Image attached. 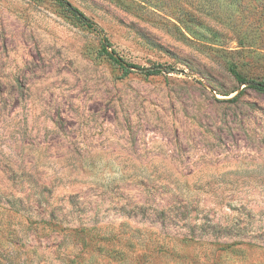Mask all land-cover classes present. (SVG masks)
Listing matches in <instances>:
<instances>
[{"label":"rangeland","instance_id":"1","mask_svg":"<svg viewBox=\"0 0 264 264\" xmlns=\"http://www.w3.org/2000/svg\"><path fill=\"white\" fill-rule=\"evenodd\" d=\"M0 0V264H264V0Z\"/></svg>","mask_w":264,"mask_h":264},{"label":"trees","instance_id":"2","mask_svg":"<svg viewBox=\"0 0 264 264\" xmlns=\"http://www.w3.org/2000/svg\"><path fill=\"white\" fill-rule=\"evenodd\" d=\"M51 1H53L55 4H57L61 8V10L63 11V14L66 17L72 19L76 23H79L93 31H96L101 36L102 51L105 52L113 62H115L125 71L136 69L142 73L150 75V74H158L162 72L164 69L170 68V67H164L163 65L143 67L139 64L132 63L126 60L124 57L120 56L115 49L112 48L111 41L105 34L104 29L96 21L91 19L85 12H83L79 7L74 5L69 0H51ZM235 75L241 84H247L250 87H253L259 91L264 92V79L248 78L238 72H236Z\"/></svg>","mask_w":264,"mask_h":264}]
</instances>
